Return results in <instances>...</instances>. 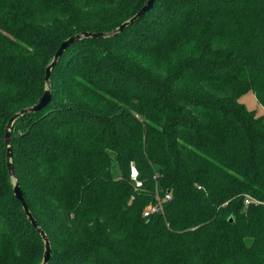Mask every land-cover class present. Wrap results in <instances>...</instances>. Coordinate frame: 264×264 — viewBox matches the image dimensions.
<instances>
[{
    "label": "trees",
    "instance_id": "trees-1",
    "mask_svg": "<svg viewBox=\"0 0 264 264\" xmlns=\"http://www.w3.org/2000/svg\"><path fill=\"white\" fill-rule=\"evenodd\" d=\"M146 1L0 0V264L45 251L13 192L10 117L43 95L64 40ZM51 86L12 130L48 264H264V116L240 101L264 107V0H156L71 44Z\"/></svg>",
    "mask_w": 264,
    "mask_h": 264
},
{
    "label": "water",
    "instance_id": "water-1",
    "mask_svg": "<svg viewBox=\"0 0 264 264\" xmlns=\"http://www.w3.org/2000/svg\"><path fill=\"white\" fill-rule=\"evenodd\" d=\"M156 0H147L144 6L129 20L122 23L119 27L115 28L114 30L108 31V32H89L84 31L78 34H75L66 40H64L61 45L59 46L58 50L56 51L54 58L52 62L47 66L46 68V74H45V82H46V89L43 93V95L37 100V102L27 108L21 109L19 112L13 114L5 129V145H6V159H7V169L9 172V175L15 180L13 192L17 199L20 200L22 203V206L24 208V211L26 212L28 218L30 219L33 226L38 230V232L41 234L44 244H45V251H44V258L41 264H48L49 261L52 258V245L49 236L45 232V230L41 227L33 213L31 212L29 205L24 197L23 190L20 185L19 176L15 170L14 166V151H13V145H12V130L14 128L15 122L23 115L31 112H37L42 110L43 108L47 107L49 103L52 100V86H51V76L53 72V68L58 63L59 59L61 58L63 52L74 42L79 41L83 38H104V37H110L113 35H116L119 32L124 31L129 25L136 22L138 19L143 17L146 12L151 10L154 7Z\"/></svg>",
    "mask_w": 264,
    "mask_h": 264
},
{
    "label": "rangeland",
    "instance_id": "rangeland-1",
    "mask_svg": "<svg viewBox=\"0 0 264 264\" xmlns=\"http://www.w3.org/2000/svg\"><path fill=\"white\" fill-rule=\"evenodd\" d=\"M240 101L250 109V110H256L258 115H263L264 116V107L259 104L257 97L255 95L254 91H249L245 94H243L240 98ZM253 239L252 238H247L246 242L250 245L252 243Z\"/></svg>",
    "mask_w": 264,
    "mask_h": 264
},
{
    "label": "built area",
    "instance_id": "built-area-1",
    "mask_svg": "<svg viewBox=\"0 0 264 264\" xmlns=\"http://www.w3.org/2000/svg\"><path fill=\"white\" fill-rule=\"evenodd\" d=\"M138 176H139V172H138L136 166L133 165L132 168H131V178H132L134 181H136V186H137V187H140V186H142V182L138 179ZM166 198H167V199H171V198H172V195L169 193V194H167ZM246 203H250V199H247V200H246ZM162 208H163V207H162V202L159 201V204L154 205V206H152V207L149 208V209H146V210L144 211V214H145V215H149L150 212H154V211L160 210V209H162Z\"/></svg>",
    "mask_w": 264,
    "mask_h": 264
}]
</instances>
